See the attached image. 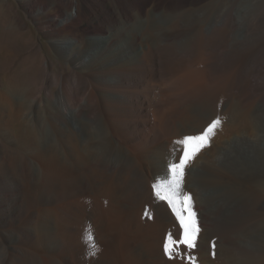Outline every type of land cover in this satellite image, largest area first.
Instances as JSON below:
<instances>
[{
    "label": "bare ground",
    "instance_id": "6f19581e",
    "mask_svg": "<svg viewBox=\"0 0 264 264\" xmlns=\"http://www.w3.org/2000/svg\"><path fill=\"white\" fill-rule=\"evenodd\" d=\"M75 1L76 15L58 6L61 19L49 22L53 42L71 70L56 75L55 93L53 79L44 75L40 89L50 90L47 96H33L27 104L13 96L9 102L16 117H0L20 134H0V264H226L217 239L201 242L205 231L215 228V218L239 220L248 207L254 215L264 209V169L242 172L231 161L246 152L252 158L247 169H253L254 136L264 134V68L258 66L264 58V35L229 40L225 0ZM239 1L243 0L233 3ZM253 1L246 3L255 9L262 2L256 0L255 6ZM176 10L183 14L175 15ZM161 16L166 22L160 23ZM186 30L192 32L191 50L175 54L164 49L165 40ZM215 37L219 50L227 49L213 56V64L206 60L204 81L214 68L224 66L231 70L227 79L218 77L215 86L197 82L203 92L201 105L191 100L164 103L166 87L157 80L165 73L200 67L197 47H211ZM252 60L256 63L245 74V64ZM217 118L220 123L206 141L203 180L208 185L227 182L237 196L231 198L222 190L208 193L200 203L202 189L189 182L201 172L197 152L183 174V192L191 194L194 213L188 229L192 244L172 247L169 236L182 239L185 229L173 207L161 198L173 179L168 165L180 156V148L169 146L167 137L198 136ZM242 125L245 130L240 133ZM7 147L17 149L18 156ZM105 153L113 161L112 175L130 165L142 177L145 192H124L125 174L122 180L105 176L99 168ZM80 167L86 175L82 179ZM88 176L97 179H85ZM79 191L84 199L67 200ZM242 196L248 199L239 203ZM36 205L59 208L43 220L34 211ZM88 236L93 242L85 250L82 245ZM261 236L248 232L247 248L243 247L250 246L264 264ZM72 245L79 246L72 249Z\"/></svg>",
    "mask_w": 264,
    "mask_h": 264
},
{
    "label": "rangeland",
    "instance_id": "374dc122",
    "mask_svg": "<svg viewBox=\"0 0 264 264\" xmlns=\"http://www.w3.org/2000/svg\"><path fill=\"white\" fill-rule=\"evenodd\" d=\"M246 1L248 0H243L237 3H233V0H225L226 2L225 13L228 12L227 14H230V16L226 14L227 17L229 18L228 19L229 22L226 27L227 37L229 38V40H234L237 37H244L242 35H247L245 37L251 39L264 35V0H261L262 2H260L259 5L258 3L256 4V0H254L255 1L254 5L255 6L258 5L256 9L251 4H247ZM249 1L252 2V0ZM62 5L66 9V11L70 13L72 12L76 15L77 8H76L75 0H0V117L6 116L7 118L10 119H14V117H16L13 116L15 112L11 108L9 102L13 100V96H14V100L16 98H20V99L22 98L25 104H27L32 99L33 96L39 95L38 97L40 98H44L45 96H47V93L50 92V90L43 89L41 91L40 89L42 88L40 85L42 84V80H43L42 78L44 77V75L48 74L51 80L53 79L51 90L52 93H55L58 90V86H56L57 85L56 77L58 76V74L71 70L70 67L71 64L65 62L64 59L61 58V51L55 45V42H53V38L55 37V35L51 33V27L49 26V22L53 21V23L56 24L57 20L61 19V17L59 16L58 6H62ZM249 7L254 8L253 9L254 12L252 11V9L251 12ZM178 10H176L177 12L175 11V15L181 16L183 13ZM246 10L249 11L250 15L247 13ZM245 12L248 15L245 16L244 15L246 14ZM243 17L245 18V20H243L244 19ZM143 19H147V17L145 16L143 17ZM159 19H160V23L166 22V20H164L166 19L165 17L162 18L161 16V18ZM240 19L243 22L244 21L245 22L244 23L241 22ZM145 22L146 21H143L142 24H140V26L145 24ZM240 26L241 28H239ZM247 27L249 28V31ZM242 29L244 30L242 31ZM246 30L248 31V34ZM244 31H246L245 32L246 34L244 33ZM241 32L244 34H242ZM216 41L217 40L215 37L211 47H208L203 44L197 47V52L202 57V64L200 67L195 65L192 67L189 66L188 70H185L184 72L179 74H172L173 72H171L161 75V77L157 80V83L164 85L166 87V91L161 97L164 103L172 104L175 103L177 100L180 101L191 100V101H197V103H200L199 105H201L203 99V92L201 90V87L197 86L196 83L197 82L205 83L204 74L206 70V65H208L206 64V60L211 59L213 64L214 62L213 56L227 49V48H222L221 50H219ZM163 46L165 50L175 54H181V53H185L187 50H191L193 47L191 30L181 31L180 33H177L169 37V39L165 40ZM225 54H226V59L229 60V53H225ZM260 62H258L259 64L258 66H260L261 69H263L264 58L261 59ZM255 63L256 62L252 60L245 64V66H247L248 68V71L245 74H247L252 69L250 66L254 65ZM230 71H231L230 68L229 67L226 68V66L214 68L212 70L214 74H212L211 72L207 74L208 82L205 84L209 86H215V84H217L218 82V77H220V79L222 80H225L227 79ZM213 76L216 77L211 82L210 79ZM263 90L264 88H262V91ZM26 118L27 117L25 116L24 121L27 122L30 130L31 125L28 123L29 121ZM26 128L28 130L27 125ZM243 128L244 126L242 125L240 133H242L245 130ZM13 133L19 134L15 130V128L12 127L11 123H8L6 125L5 121L0 122V134L12 135ZM21 136L23 138H27L28 131L25 133V135H21ZM188 136H192V135H188ZM254 139L256 144V148H255L256 164L253 169L251 170L247 169V166L252 161V158L246 152L242 153L241 157L236 162L233 159L231 160L235 164V167H238L242 172H250L258 168L264 169V134L256 133ZM181 140L183 139L179 138L178 136L167 137V144L169 146L172 145V148L173 147L180 148V150L177 152V155L179 152L180 155L182 153L181 150L183 146L178 143ZM206 145L207 143L205 142V145L198 151L197 154L199 155L198 165L201 168L200 169L201 172H199L198 175L193 176L191 178L192 180L189 181L190 183L193 182L197 186V188L199 187L200 189H202V194L204 196H201L200 203L202 202L205 203L206 198L204 199V197H207L208 193L217 194L222 190L225 194L226 192H228L229 194L227 193V195L231 196V198H233L232 196H237L236 193L237 191L236 190L232 191V189L234 188H231L232 186L227 182H220V184L217 183L218 185L217 184L208 185L204 183L203 178L206 175L207 169L204 166L202 160L205 159L206 150H207ZM7 150L10 153L18 156L17 149H11L10 147H7ZM125 161L133 163L131 160H125ZM127 162L125 164H127ZM219 164L223 165L225 163H219ZM112 165H113V161L111 160L110 156L107 153H105L104 163H102V165L99 166V168L102 169V171L105 173V176L107 177L113 176L114 180L116 179L122 180L123 175L125 174L128 177L124 185L125 187L122 185V189L125 188L123 190L124 192H126L127 190L128 191L131 190L138 195H141L142 193L145 192L143 179H141L142 177L135 170H133V168L130 165H127L125 169L121 170L123 172L117 175H112L110 173L112 170ZM79 173L81 176L82 174L85 175L82 167L79 168ZM80 178L82 179L84 177L82 176ZM85 179L91 180V179H97V177L88 176ZM184 182L185 179H183L182 177V179L180 180V191L182 193H185L183 192ZM262 194L264 195V185L262 188ZM84 197L85 195H83V192L79 191V195L76 194L68 198L67 200L68 201L75 199L82 200L84 199ZM242 198L244 200L248 199V197L242 196L238 200L239 203L241 202ZM64 204H66V202H64ZM163 204L164 202L162 201V202H156L155 205L156 207L159 208ZM58 205L59 207L61 206V204ZM52 207H53L52 209L51 208L49 209V205H43V206L36 205L34 211L43 220H46L44 216L48 218L49 217L48 215H50L51 213L50 211L59 208L57 205H54ZM191 208H193L192 205ZM238 219L239 220L233 219L232 221H227V220L220 221L219 219L215 218L214 226L217 229L214 228L212 231H205L206 233H204L202 238L203 241L201 242L207 244L206 239L207 240L217 239L216 241L217 246L219 243H220L219 244L220 247L223 246L222 248L220 247L218 248L220 250L223 249L222 250V254L224 253L223 258L225 256L226 258L224 259L222 258V261L223 260L225 262L228 261L226 262V264H260L259 262L261 261L262 256L259 255L258 253H257L258 255L256 253H253V251H251L252 249L249 250L250 246H248L249 248L246 249L247 245L245 244H247L246 239L248 232L250 231L256 234L264 235V209L263 211H260L256 215H254L251 207H248L244 211L243 215H241V217H239ZM227 232L228 234L229 233L230 234L228 235ZM224 234L226 235L225 239L224 236L222 238V235ZM212 235L215 236L214 237L215 239L212 238ZM89 237L92 238L91 236H88L87 239L89 241L86 240V244L82 245L84 246L85 250H89V247H91L89 246V244L93 242V238L90 239ZM220 237L222 240H220ZM228 238L229 240L227 241L226 239ZM218 239L220 240V242ZM226 243H228L229 247L232 246L230 247L231 249H229V247L228 248L226 247L228 246L226 245ZM78 246L79 245H72L71 247L73 249ZM224 246L225 249L227 250L229 249V251H226L224 249ZM243 246H246V248ZM237 247L239 248V250ZM1 252L2 251L0 249V254ZM227 252H231V253H227ZM255 254L257 257L255 256ZM202 255H203L202 257L205 258L203 259L206 260L208 255L206 254L205 251L202 252ZM69 257L72 258L71 260H73V263H76L77 261L76 257H73L72 255H70Z\"/></svg>",
    "mask_w": 264,
    "mask_h": 264
},
{
    "label": "snow or ice",
    "instance_id": "6c2138e0",
    "mask_svg": "<svg viewBox=\"0 0 264 264\" xmlns=\"http://www.w3.org/2000/svg\"><path fill=\"white\" fill-rule=\"evenodd\" d=\"M220 121L217 118L213 120L209 126L203 130L198 136H188L184 137L183 140L178 143L182 145V153L178 157V162H172L168 165L169 172L171 173L172 180H170L166 185L167 195L161 197L166 199L170 206L173 207L174 213L178 216L181 221L182 227L185 229V233L182 239H173L169 236V240L172 241V247H176L179 243H184L189 247L192 244L191 237L188 235L189 222L192 221L194 213L191 210V194H185L180 191V180L183 177L184 170L194 155L205 145V142L208 140L209 132L215 130L217 124ZM155 191L156 185H153ZM156 195H160L159 192H156ZM178 204L179 208L177 209L175 205ZM165 252L169 253L170 248L168 243H165Z\"/></svg>",
    "mask_w": 264,
    "mask_h": 264
}]
</instances>
